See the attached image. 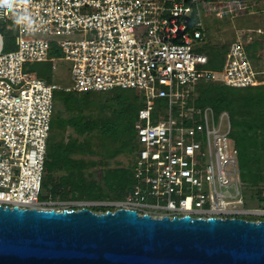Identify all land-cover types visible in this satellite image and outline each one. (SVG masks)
Returning a JSON list of instances; mask_svg holds the SVG:
<instances>
[{"label":"built area","instance_id":"built-area-1","mask_svg":"<svg viewBox=\"0 0 264 264\" xmlns=\"http://www.w3.org/2000/svg\"><path fill=\"white\" fill-rule=\"evenodd\" d=\"M212 1V0H206ZM222 1V0H217ZM225 1V0H223ZM230 1V0H226ZM205 0H28L32 25L0 10V204L55 210L103 206L151 216L264 220L260 197L240 178L227 110L194 103L199 82L264 84V26L236 27L222 64L208 66L200 3ZM200 16L190 26L187 17ZM219 15L218 11H214ZM79 32L78 38H60ZM54 44L62 56H50ZM54 48V49H55ZM70 62V85L47 82L28 64ZM135 89L133 183L124 197L87 200L43 192L58 89Z\"/></svg>","mask_w":264,"mask_h":264},{"label":"water","instance_id":"water-1","mask_svg":"<svg viewBox=\"0 0 264 264\" xmlns=\"http://www.w3.org/2000/svg\"><path fill=\"white\" fill-rule=\"evenodd\" d=\"M0 264H264V220L0 204Z\"/></svg>","mask_w":264,"mask_h":264},{"label":"trees","instance_id":"trees-1","mask_svg":"<svg viewBox=\"0 0 264 264\" xmlns=\"http://www.w3.org/2000/svg\"><path fill=\"white\" fill-rule=\"evenodd\" d=\"M199 16L194 12L187 17L188 25L197 21ZM222 23L223 18L216 16L206 20V25H203L202 49L208 56V66L212 68L222 64L230 39L226 42H210L205 33L208 30L219 29ZM54 48L53 44L50 56L53 55ZM37 62L39 65L42 64L43 68L52 69L51 61ZM36 70L33 69L35 72ZM36 74L49 82L48 74L42 73L39 69ZM108 91L115 94L118 106L114 118H103L93 113V107H98L97 100L90 94L94 91L77 92L63 89L55 91L54 97L61 101L67 110L75 112L64 117L55 115L54 109L44 163L43 192L48 191L53 197L88 200L122 198L130 189L133 183L131 166L137 149L134 123L143 100L139 98L135 89L116 87ZM194 103L198 106L210 105L214 113L227 110L231 123L230 136L238 149L240 178L247 189L256 192L260 197V185L264 184V84L233 87L202 81L195 88ZM67 127L72 128V131L66 133ZM77 135L81 138L79 139ZM107 139L119 142L114 153L127 150L132 154L131 162L127 167L106 170L101 181L88 178L83 170L97 163L91 158V155L96 153L93 141ZM54 171L60 172L58 183H52ZM63 183L64 186H61ZM91 209L100 211L105 208L92 206Z\"/></svg>","mask_w":264,"mask_h":264},{"label":"rangeland","instance_id":"rangeland-1","mask_svg":"<svg viewBox=\"0 0 264 264\" xmlns=\"http://www.w3.org/2000/svg\"><path fill=\"white\" fill-rule=\"evenodd\" d=\"M202 3H200L201 5ZM205 5H201L200 15L202 17L203 23L206 25V20H211L213 17L223 18L224 23L220 25L219 29L208 30L205 33V37L210 42H226L228 39L233 37V33L236 27H254V26H264V0H244V1H206ZM204 8V9H202ZM214 11H218L219 15H215ZM0 31L5 32L1 28ZM81 36L79 32H72L66 35H56L60 38H78ZM202 50L201 47L198 48ZM55 57L62 56L60 49L55 48L52 52ZM56 69L43 68L42 64L39 65L38 62L34 64H28L30 70L39 69L42 73L48 74L50 79L49 82L56 83L60 86L70 85V62L65 59H55ZM34 67V68H33ZM210 67V66H209ZM36 70V72H37ZM91 97L98 102V107H93V113L99 117L103 118H114L118 106L115 101V94L108 92H98L94 91ZM73 111H69L65 108L61 101L56 99L55 103V115H60L64 117L70 116ZM72 128L67 127V131L71 132ZM80 139L81 137L77 135ZM119 142L112 139L93 141V149L96 151L95 154L91 155V158L97 161L96 164L89 167L87 170H83L84 174L88 178H93L97 181H101L103 174L106 170H113L120 167H127L132 159V154H129L127 150L114 153L118 147ZM114 153V155H113ZM112 154V155H109ZM80 156V155H77ZM60 172L54 171L52 173V183H58L60 181ZM60 184V182H59ZM52 185V184H51ZM64 186V183L63 185ZM52 188V186H51ZM64 188V187H62ZM48 192V191H47ZM110 199V197H105L102 199ZM102 199H88V200H102Z\"/></svg>","mask_w":264,"mask_h":264},{"label":"clouds","instance_id":"clouds-1","mask_svg":"<svg viewBox=\"0 0 264 264\" xmlns=\"http://www.w3.org/2000/svg\"><path fill=\"white\" fill-rule=\"evenodd\" d=\"M27 3L28 0H0V10L15 13L17 24L26 23L27 26L30 27L32 25V20L25 12L20 11V6Z\"/></svg>","mask_w":264,"mask_h":264}]
</instances>
